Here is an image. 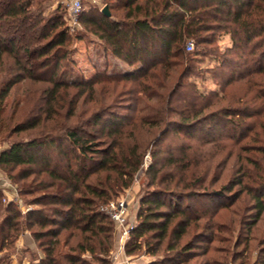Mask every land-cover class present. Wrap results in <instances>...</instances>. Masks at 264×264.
Returning a JSON list of instances; mask_svg holds the SVG:
<instances>
[{"label": "trees", "instance_id": "16d2710c", "mask_svg": "<svg viewBox=\"0 0 264 264\" xmlns=\"http://www.w3.org/2000/svg\"><path fill=\"white\" fill-rule=\"evenodd\" d=\"M104 4L111 16L90 7L83 9L79 21L92 29L109 56L133 69L66 81L63 73L72 65L73 37L60 6L47 13V0H0V67L6 66L0 69V137L27 134L0 150V167L20 168V180L36 174L37 167L48 177L19 190L21 195L39 194L32 202L40 207L24 215L13 203H1L0 189V264H5V254L23 232L36 226L40 231H32L31 236L42 251L38 264H112L118 233L100 208L133 185L149 152L152 161L144 172L147 188L138 201L136 224L124 246L126 255L143 251L163 255L158 264H186L205 240L204 233L193 232L205 216V211L193 212V207L205 198L234 199L244 193L254 202L252 222L264 215V163H255L252 171L241 166L232 183L205 193V159L191 156L189 145L180 144L177 155L159 147L170 131L183 133L207 122L242 128L246 120L262 113L251 105L256 100L264 103V0H107ZM216 32L228 35V51L252 44L250 56L262 50L255 61H249L248 72L237 78L251 74L256 81H244V93L224 106L218 104L226 96L215 97L214 107L211 95L206 99L197 82L189 80L193 64L202 57L217 68L222 64L205 47L212 44ZM189 41L191 51L186 50ZM206 70L205 75L213 69ZM21 85L27 87L22 99L28 109L11 125L13 109L7 124L5 100ZM128 95L134 96L130 101L139 108L129 107L133 116L118 115L114 105ZM235 187L239 191L233 194ZM47 204L49 217L41 207ZM256 246L259 254L253 264H264V239ZM240 258L237 255L234 262Z\"/></svg>", "mask_w": 264, "mask_h": 264}, {"label": "rangeland", "instance_id": "374dc122", "mask_svg": "<svg viewBox=\"0 0 264 264\" xmlns=\"http://www.w3.org/2000/svg\"><path fill=\"white\" fill-rule=\"evenodd\" d=\"M37 1L40 2L41 0ZM67 3L68 0H47L49 9L47 13L54 10L57 6H60V10L65 13L64 17H66ZM86 7L83 1L82 8L85 9ZM64 21L73 37V53L71 55L72 65L63 73V79L66 81H74L77 78L90 79L96 74L123 73L133 69V67H128L120 60L109 56L101 47L100 40L91 32L92 29L84 28L79 20L78 24L74 26L69 25L66 19ZM212 40L213 42L210 46H205L206 50L209 49L219 60H223L222 64L217 68L214 63H209L205 57L200 58L198 63L193 64V76L190 77L191 80L189 81L197 82V87L205 94L206 99L211 95L210 97L214 107L217 104L214 103L216 101L215 97L220 98L222 95H225L226 99L224 102L218 104L219 106H224L227 101L236 100L238 96L244 93L245 87L247 86L244 85V81L247 79H254L256 81L257 78L251 74L244 80L237 78L248 72L247 65H249V61L252 59L255 61L262 49L256 50L253 56H250V52L252 49H255L254 44L228 51L227 47L230 45L229 38L227 34L222 32H216ZM8 64L9 62H7ZM210 67L213 70H211L210 74L205 75L206 69ZM0 69H6V66L0 67ZM2 75H0V78L3 77ZM231 77L234 78L233 82L225 87V82ZM189 81H185V85L190 84L191 82ZM121 88L119 86L118 91ZM126 88L128 89V86ZM25 89H27L25 85L14 88L5 100L6 115L4 116V121L7 120L5 123H10L8 114L10 112L12 113L13 109L15 114L13 116V122L10 123L11 125L19 120V114L26 112L28 109V106H25L22 99L23 90ZM256 89L252 90L255 91ZM211 90L215 92L210 93L209 91ZM183 91H186V88ZM252 93L248 95L252 96ZM128 97L121 99L114 105V111L118 115L124 116L127 114L133 116L134 114L128 111L129 107H133L135 110L139 108L135 102L130 101L132 99L130 97L134 98V96L128 95ZM20 99L22 100L21 102H19ZM255 103L251 106L255 109H262V113L246 120L244 125L241 126L242 128L237 127L235 129L231 125H225L220 122L215 126L214 123L207 122L184 131V134L170 131L161 141L159 147L166 153L171 152L172 155H177V149L180 144L184 146L189 145L190 150H188V153L191 156L196 154L199 158H204L205 163L202 166H205V193L216 190L222 185L232 183V180L238 177L236 171L241 166L246 165L252 171L255 170V163H264V150H262L264 148V103L261 104V101L258 100ZM3 125L4 129L5 124ZM24 138H27V134L12 136L9 139L0 137V150L6 148L12 141ZM162 156L167 157V155H161L160 157ZM46 157L49 160V151L45 153ZM245 157L250 158V161L253 162L245 163L243 160ZM151 161L152 158L149 152L144 157L141 171L136 176L133 185L124 190L118 197L112 199V201L117 199L126 200L129 221L133 223H136L134 213L137 212L140 195L147 188V178L144 172L151 164ZM41 169L40 167L35 168L36 174L20 180L17 177L20 168L4 171L0 167L1 203L3 205L13 203L21 215H24L30 209L39 208L40 206L32 202V199L39 195L38 193L21 195L19 190H27L31 182L35 183L36 181L47 180V175L39 172ZM10 175L15 178L17 183L10 178ZM236 191H239L238 187L233 189V194ZM185 203L189 204V201L186 200ZM198 203L200 202L198 201ZM253 206V200L244 193L234 199L228 195L220 200L205 198L200 205L194 206L193 212L205 211V216L199 222V229L193 232L204 233L205 240L202 246L194 252L193 256L195 257L191 258L186 264H239V261H243L244 264H253L259 254L256 242L264 239V215L257 222H252V217L256 214ZM41 207L44 211H48L49 217V204ZM251 223H255L254 226L247 228L248 225L246 224ZM48 227L46 226L45 229ZM31 230L33 232L40 231L37 226L32 227ZM32 231L26 230L18 238L13 249H10L5 254L7 257L5 264L39 263L42 257V251L38 247V244L34 242L31 236ZM188 237L189 235L185 236L183 240H188ZM48 240L49 238H46L42 241ZM247 241L248 244L245 243ZM245 246L248 247V251L245 250ZM112 254L113 251L110 256L111 260ZM237 255H241V258L234 262V257ZM134 257L140 264H158L163 260V255L151 256L143 251L138 252ZM174 263L177 264L178 262Z\"/></svg>", "mask_w": 264, "mask_h": 264}, {"label": "built area", "instance_id": "2783aa9c", "mask_svg": "<svg viewBox=\"0 0 264 264\" xmlns=\"http://www.w3.org/2000/svg\"><path fill=\"white\" fill-rule=\"evenodd\" d=\"M82 4L83 0H68L65 19L69 25L74 26L78 24L79 16L83 11ZM192 49V42H187L186 50L191 51ZM100 211L106 214L113 223L114 229L118 233V247L120 250H124V246L130 238V233L136 224L129 221L126 200L117 199L110 201L101 207Z\"/></svg>", "mask_w": 264, "mask_h": 264}, {"label": "crops", "instance_id": "0c3cea01", "mask_svg": "<svg viewBox=\"0 0 264 264\" xmlns=\"http://www.w3.org/2000/svg\"><path fill=\"white\" fill-rule=\"evenodd\" d=\"M83 1L87 6L84 10H87L90 7H96L102 10L103 7H107V5L104 4V2L107 0H83ZM108 12L109 15L111 16V11H109V9ZM134 218H136V212L134 213ZM112 255H113L111 260L112 264H140L139 261H137L134 256H128L125 254L124 250L119 249L118 239L117 242L115 243V247Z\"/></svg>", "mask_w": 264, "mask_h": 264}, {"label": "water", "instance_id": "95a60500", "mask_svg": "<svg viewBox=\"0 0 264 264\" xmlns=\"http://www.w3.org/2000/svg\"><path fill=\"white\" fill-rule=\"evenodd\" d=\"M101 12L106 15V16H109V12L107 10V7H103V9L101 10Z\"/></svg>", "mask_w": 264, "mask_h": 264}]
</instances>
